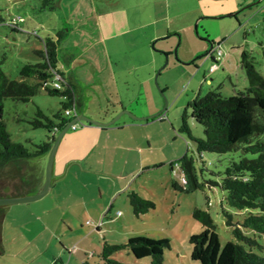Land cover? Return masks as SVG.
<instances>
[{"label":"rangeland","instance_id":"1","mask_svg":"<svg viewBox=\"0 0 264 264\" xmlns=\"http://www.w3.org/2000/svg\"><path fill=\"white\" fill-rule=\"evenodd\" d=\"M130 1L57 0L53 10L39 11L40 0H0V13L5 18V22L0 24V59L5 55L1 69L9 78L18 80L19 68L27 61H34L31 50L44 48L42 39L47 36L54 37L55 33L61 29L69 31L73 27L77 30L79 24L88 23L94 5L98 12L102 7L107 6L109 9H114L118 5H121L120 7L125 5L123 6L125 11L128 7L126 3ZM143 1L147 3L148 0ZM167 1L171 0H166L165 5ZM255 1L257 0L242 5V9L237 10L234 16H224L216 20L222 24L220 32L223 34L224 41L216 42L221 54L216 60L218 66L213 70L210 69L213 62L207 56L211 50L210 39L201 28L211 29L213 20H202L197 30H194L193 24L187 34L184 33L181 41L179 36L176 37L171 51L160 50L158 46L152 48L156 51L159 65L155 71H152L150 65L146 64L141 75L151 76V86L158 100L154 114L158 115L147 116V122L142 121L138 131L144 135L145 140L149 137L153 144L151 152L144 153L148 156V161H160L162 164L145 170L141 168L137 170L134 176L129 177L128 183H130L127 191L134 190L140 196L152 200L155 208L136 217L128 204L127 191L121 192L120 196L112 201L115 215L112 219L108 218L109 215L101 216L98 213L97 221L92 223L95 220L92 219L93 217L84 214L79 217L75 216L71 218L73 235L61 225L64 228L63 233L57 230L56 234L48 233L47 235L46 232L49 238H47L48 242L43 245L44 230H40L41 221L40 217L35 218L36 213L43 221L46 220L47 214L48 216L50 214L48 222L60 214L62 217L68 211L64 205L67 200L63 201V196L60 198L57 196L58 206L55 208V200L50 191L34 201L6 205L4 207L6 210L10 208V212L5 216V232L3 238L1 237L6 254L4 252L0 254V264H52L47 262V259L53 261L50 255L58 251L62 253L59 254L61 261L58 260L56 264H84L86 259L89 264H104L99 261L98 256L102 238L104 237L108 243H123L131 236L167 238L169 248H165L163 252L164 264H201L191 259L192 246L189 242L191 235L200 233L202 230L201 224L192 217V211L195 208L206 210L209 213L216 224L221 246L228 241H235L230 227L226 225V218L220 211L221 191L216 187H208L206 184L200 189H193L189 192L174 190L171 181L175 180L183 184L184 179L179 166L174 164L171 171L169 163L170 161L176 162L181 155L186 153L193 158L198 181L203 183L208 179L213 180L219 177L230 160L238 159L240 152L226 154L204 152L201 155V161L204 162L202 165L194 143L186 133L179 132L178 129L181 125L182 114L186 111V123L191 136L202 138V126L190 116V110L186 108L187 103L196 96L204 95L208 90H218L223 97L244 91L247 87V79L241 63L242 52L248 53L255 69L264 77V0L245 7ZM119 9L117 10L120 11ZM13 17L18 18L17 26L7 24L8 20ZM200 36L205 37V41H197ZM78 63L81 64L82 60L76 61L75 66ZM130 75V73L125 74L126 77L132 79L133 76ZM61 101H63L62 96L48 95L43 90L25 103L5 99L3 117L12 141L24 144L32 152L34 150L32 143L45 140L47 131L43 128H32L27 120L34 116L36 108H40L44 114L51 117L60 109ZM90 109L94 111L93 107ZM128 117L122 114L115 123H121L122 119ZM258 139L264 141V135H260ZM36 160V157H32L26 162L14 161L0 167V194L3 196L16 194L18 184L20 180H23L22 173L16 174V171L22 168L25 175L24 171H30L31 167L37 163ZM83 176L90 182L93 181L89 190L83 191L84 194L87 198H93L95 203L103 205L104 199H99L97 188L103 189V195H106V185L111 180L98 181L96 175L91 172H85ZM69 177H67L68 180ZM69 187L70 185L66 184L60 189L68 192ZM72 189L74 192L82 191L78 184L72 185ZM71 198H73L72 195L69 197L68 204L72 201ZM77 208L78 206L69 210L71 216H74ZM42 209L47 211L45 215L40 213ZM61 209L63 213L60 212ZM119 211H121V216ZM228 211L232 214V223L237 222V219L243 216V213H236L231 209ZM38 230L41 235L37 237L38 240L33 239V233ZM255 238L264 247V237L256 235ZM76 244L81 250L79 255L74 253ZM60 245H67L69 248L63 249ZM17 252H20V259L16 257ZM256 253L264 255V250H256ZM112 257L125 264H150L149 257L136 259L126 250H120Z\"/></svg>","mask_w":264,"mask_h":264},{"label":"crops","instance_id":"2","mask_svg":"<svg viewBox=\"0 0 264 264\" xmlns=\"http://www.w3.org/2000/svg\"><path fill=\"white\" fill-rule=\"evenodd\" d=\"M165 1L148 0L145 3L143 0H131L126 3L128 7L125 11V5H118L114 9L102 7L98 12L94 5L88 23L83 22L77 26V30L72 27V30L67 31V36L60 43L59 59L64 65V75L71 79L76 90V98L79 101L77 114H84L99 122L110 121L123 109L139 118L153 115L157 110V94L151 86V76L141 75L146 64L150 65L152 71L159 65L156 51L152 48L158 46L160 50L171 51L177 36L181 41L184 33L187 34L193 24L194 30H197L202 20L207 19L214 21L213 27L209 30L207 27L201 28L210 39V47L218 46L216 42L224 41V37L220 32L222 24L216 20L236 12L252 0H171L167 1L168 6L167 3L164 4ZM204 38L200 36L197 41H205ZM79 59L82 63L75 66ZM126 73H130L133 78L126 77ZM91 107L94 111H91ZM146 120H133L128 117L122 119L121 123L114 122L109 126L83 122V125L69 128L63 134L54 154L51 182L46 194L52 192L55 208L58 206L57 196H63V201L67 200L64 205L68 211L50 222V214H47L46 220L43 221L36 213L35 218L40 217L41 221L40 230H44L43 245L49 238L46 232L47 235L56 234L57 230L63 233L64 228L61 225L73 235L71 218L75 216L84 214L93 217L95 220L92 223L97 221L98 213L101 216L109 215L108 218L112 219L115 216L112 201L116 200L121 192L128 190L129 177L134 176L140 168L145 170L162 164L160 161H148V156L144 154L153 149L149 137L145 140L144 135L138 131L139 125L142 121L147 122ZM57 134L58 132L54 136ZM47 156L48 153L36 157L37 163L30 171H24L25 175L22 168L16 171V174L22 173L23 180L17 183L19 187L16 194L6 196L33 194L40 190L44 181ZM82 172L94 173L98 181L111 180L106 185V195H103V189L97 188L99 199H104L103 205L95 203L93 198H87L84 194L83 191H88L93 181L85 179ZM121 181L124 183L120 184ZM66 184L70 185L69 189L67 188L69 191L63 192L60 187ZM77 184L82 191H73L72 185ZM70 195L73 198L68 204ZM77 206V212L71 216L70 211ZM9 212L10 208L6 210L5 216ZM60 212L63 213L62 209ZM119 212L121 216V211ZM40 213L45 215L47 211L42 209ZM4 222L5 217L1 230L2 238L5 232ZM40 230L33 233V239L38 240ZM60 246L63 249L69 248L67 245ZM74 250V253L79 255L81 250L78 245ZM85 252L86 250L84 254ZM60 253L58 251L51 254L53 261L47 259V262L54 264L56 259L60 258ZM16 257H20V252H17ZM83 263L89 264L88 259Z\"/></svg>","mask_w":264,"mask_h":264},{"label":"trees","instance_id":"3","mask_svg":"<svg viewBox=\"0 0 264 264\" xmlns=\"http://www.w3.org/2000/svg\"><path fill=\"white\" fill-rule=\"evenodd\" d=\"M56 2L40 0L38 10H53ZM17 20L10 18L7 24L17 26ZM4 22L5 18L0 13V24ZM66 36L67 30L61 29L54 37H45L42 40L43 49L31 50L34 61H27L19 68L18 80L9 78L1 69L5 55L0 59V167L14 161L26 162L29 158L48 153L55 133L70 120L64 111L72 106L77 111L79 101L74 84L64 75V65L59 59L60 43ZM241 63L247 79L244 91L223 97L218 90H208L187 103L190 116L202 126L203 137L191 136L186 123V111L182 114L178 129L194 143L200 161L204 152H240L238 159L230 160L219 177L203 183L198 181L193 158L186 153L176 162L169 163L171 171L174 164L179 166L184 179L183 184L171 181L174 190L189 192L206 184L218 188L222 193L220 211L235 241H228L221 246L216 224L209 213L199 208L193 209L192 217L201 224L202 230L189 237L191 259L201 264H264V255L256 253V250L263 251L264 247L255 238L256 235L264 237V141L258 139L264 135V77L255 69L252 58L245 51L241 54ZM55 73L61 77V89L51 87ZM41 90L48 95L62 96L63 101L60 109L51 117L36 108L34 116L27 120L32 128L47 131L46 139L32 143L34 150L30 152L24 144L12 141L6 130L3 101L10 99L25 103ZM201 163L203 165L204 162ZM127 200L136 217L155 208L152 200L133 190L127 193ZM228 209L243 213V216L232 223L233 217ZM5 212L6 208L0 206V254L4 252L1 230ZM165 248H169L167 238L131 236L123 243H108L103 237L98 256L104 264H125L112 256L120 250H126L136 259L149 257L150 264H164ZM58 260L61 261L57 258L54 264Z\"/></svg>","mask_w":264,"mask_h":264},{"label":"water","instance_id":"4","mask_svg":"<svg viewBox=\"0 0 264 264\" xmlns=\"http://www.w3.org/2000/svg\"><path fill=\"white\" fill-rule=\"evenodd\" d=\"M259 1L260 0H257L254 3H251V4H249L248 6H245V7H250V6L258 3ZM236 13L237 12H234L232 14H228L227 16L235 15ZM156 76H155V80H156ZM122 114L128 115L133 120H146V119H148V117H142V118L136 117V116L132 115L130 112H128L125 109L120 110L117 113V115L115 117H113L108 122H99L97 120H94V119H91V118L85 116L84 114H78L77 116L71 118L67 122V124L58 132L57 136L54 138L52 146H51V148H50V150L48 152V156H47V160H46V164H45V168H44V181H43V184H42V187L40 188V190H38L37 192H35L33 194H26V195H19V196H0V206H6V205H10V204L34 201V200H37V199L43 197L47 193V191H48V189L50 187L51 168H52V164H53V159H54V154H55L56 148L58 146V143H59L61 137L70 128L71 124H75L77 122H86V123L93 124V125L109 126L112 123H114L120 117V115H122ZM156 115H158V114H156ZM156 115L154 114V115H151L150 117H155Z\"/></svg>","mask_w":264,"mask_h":264},{"label":"built area","instance_id":"5","mask_svg":"<svg viewBox=\"0 0 264 264\" xmlns=\"http://www.w3.org/2000/svg\"><path fill=\"white\" fill-rule=\"evenodd\" d=\"M14 20L15 19H13L12 22H14ZM214 52H215V55H214ZM220 54H221V51L218 49V46H215V47L212 46L211 47V50H209V53L207 54V56L209 58H211L212 59V62H213L212 65H211V67H210L211 70H213L214 68L217 67V63H216L217 61L216 60L219 59ZM60 81H61L60 75L57 74V73H55V75L53 77V80L51 82V87L52 88H55V89H61L62 87H61V82ZM64 114L67 115V116H69L70 118H73V117H75V116L78 115L75 107H73V106L71 108L66 109L64 111ZM82 123L83 122H77L75 124H71L70 125V128L71 129H74L77 126L83 125Z\"/></svg>","mask_w":264,"mask_h":264}]
</instances>
